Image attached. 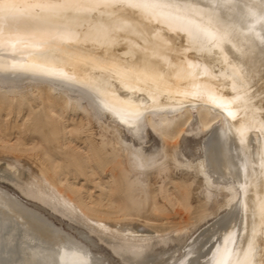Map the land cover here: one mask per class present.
<instances>
[{
    "label": "water",
    "instance_id": "obj_1",
    "mask_svg": "<svg viewBox=\"0 0 264 264\" xmlns=\"http://www.w3.org/2000/svg\"><path fill=\"white\" fill-rule=\"evenodd\" d=\"M0 87L56 90L146 154L151 123L219 113L189 152L241 200L172 246L110 247L0 180V264H264V0H0Z\"/></svg>",
    "mask_w": 264,
    "mask_h": 264
},
{
    "label": "rangeland",
    "instance_id": "obj_2",
    "mask_svg": "<svg viewBox=\"0 0 264 264\" xmlns=\"http://www.w3.org/2000/svg\"><path fill=\"white\" fill-rule=\"evenodd\" d=\"M34 91H22L14 97L9 88L0 87V158L13 155L25 160L29 159L25 155L35 153L37 149L36 153L46 159L44 160L48 162L50 170L54 168L49 172L50 178L64 187L67 193L70 192L72 197L75 196L74 199L90 213H100L114 220L131 219L160 233L188 226L192 227L191 232L195 234L219 216L212 217L224 208L225 198L217 195L220 191L211 189L204 192L202 176L196 170H188L173 161H169L164 167L146 170L142 176L145 179L142 182L147 186L146 191H133L130 184L136 173L133 169V155L130 156L129 150L107 152L94 146L95 130L90 113L84 108L64 109L65 106L54 105L56 100L48 97L42 101ZM33 106L37 107L34 113ZM54 108H57V113ZM154 133L160 142V136ZM98 134L100 140L107 141L102 133ZM190 140L186 141L183 150L186 152L189 149L186 154L191 156L193 153L189 151L195 148V142ZM170 143L167 144V149L172 153L175 143ZM0 180L19 191L11 182L1 177ZM46 213L59 220L50 211L45 210ZM223 213L222 211L221 214ZM63 223L66 224L65 221ZM173 243L172 241L171 245L166 246L177 242Z\"/></svg>",
    "mask_w": 264,
    "mask_h": 264
},
{
    "label": "bare ground",
    "instance_id": "obj_3",
    "mask_svg": "<svg viewBox=\"0 0 264 264\" xmlns=\"http://www.w3.org/2000/svg\"><path fill=\"white\" fill-rule=\"evenodd\" d=\"M10 90L12 91V93H14V97H16L18 93L20 95V92H22L21 90H15V89H10ZM35 91L34 92L36 93V95H38L42 101H45L46 97H48L51 100L52 99L56 100V102L54 101V103H56L54 105L65 106L64 109H66V107H69V109L71 108V110H78L84 108L88 113H90L92 117L91 119L94 123L93 126L95 130L94 139L96 141V144H94V146L96 145L97 147L102 148L107 152L109 151L121 152V150L128 149L130 152V156L133 155V150L141 151L136 145H134L130 140H128L123 134H121L117 129H115L110 123H108L100 115L94 113L93 111L87 109L86 107L80 105L79 103L59 93L58 91L56 90H46V91L35 90ZM30 93L29 95H31ZM17 99H19V97H17ZM47 105L48 107H50L49 104ZM36 108L35 106L32 107L33 113L36 110ZM54 109L50 110V112H53ZM150 125L153 131L160 136L161 138L160 144L165 151V153L154 154V155L162 154V160L159 162L158 166H155L153 168L164 167L169 163V161H173L179 166H183L186 169L188 168V170L190 169L196 170L197 173H199L202 176L201 178L204 181V188H203L204 192L210 191L211 189H218L220 192L217 195L219 194L220 196L223 195V197L225 198L224 208L222 207L221 212L216 216L213 215L212 217L215 218L218 215L219 216L216 218L215 221L211 223H209V221L207 220L209 224L205 228L228 217L233 211V209L236 207L238 202L241 200V196L239 195L233 184L230 182V180L228 179V177L221 168L200 158L195 154H192L191 156L187 155L186 152L189 149L186 150V152H184L183 150V148L185 149L184 144L187 143L186 141L188 139L189 140L192 139V142L193 141L195 142L194 149H196L198 147L204 146L206 144H209L213 141H216L220 138H223L227 135L234 133L233 130L229 127V125L220 116V114L219 113L184 114L166 120H162L159 122L151 123ZM169 131H173V132L170 133ZM98 133H102V135L107 138V141L103 142L102 140H100L98 138L99 135ZM189 135H191L192 137H190ZM170 142L175 143V148L172 153H169L167 149V144ZM33 152L35 151L33 150ZM36 152L31 155L30 154L25 155V157L29 156V159L25 158V160L18 158L16 156L14 157L13 155L8 158H4V157L0 158V177L4 180L11 182L19 190L16 192L20 193L21 196L33 202V205L36 206L38 209H40L42 212L45 213V210L50 211V213L55 215L60 221L62 222L65 221L68 226L110 247L157 246L159 244H161L160 246H166L169 245L170 242L172 241L174 243L175 242L178 243L193 235V233L191 232L192 227H188V226L187 227L183 226V228L181 229H175V230L173 229L168 233H163V232L160 233L155 229H151L147 226L140 224V222H135L131 219L123 220V221L114 220L111 218L109 219L100 213L99 214L90 213L87 209L82 207L81 203H79L76 199H74L75 196L72 197L69 194L70 192L67 193L66 192L67 190L65 191L63 189L64 187L62 188L59 184L56 183V181H53L52 178H50L49 172L50 171L52 172L54 168L53 169L51 168L52 170H50L47 164L48 162L45 161L46 159L44 158L45 159L44 160L41 154ZM123 159L126 158L123 157ZM54 177H56V175ZM214 198L215 197H213V199ZM137 203H139V200ZM136 208H138V206H136ZM222 211L224 212L223 214H221Z\"/></svg>",
    "mask_w": 264,
    "mask_h": 264
},
{
    "label": "clouds",
    "instance_id": "obj_4",
    "mask_svg": "<svg viewBox=\"0 0 264 264\" xmlns=\"http://www.w3.org/2000/svg\"><path fill=\"white\" fill-rule=\"evenodd\" d=\"M161 160L162 154H146L142 151L133 150V169L136 173L130 184L133 191H146L147 186L142 182L143 173L152 167L158 166Z\"/></svg>",
    "mask_w": 264,
    "mask_h": 264
}]
</instances>
